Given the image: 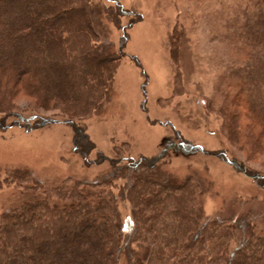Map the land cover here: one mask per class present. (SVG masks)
I'll return each instance as SVG.
<instances>
[{
    "label": "trees",
    "instance_id": "obj_1",
    "mask_svg": "<svg viewBox=\"0 0 264 264\" xmlns=\"http://www.w3.org/2000/svg\"><path fill=\"white\" fill-rule=\"evenodd\" d=\"M235 15L227 40L238 57L204 99L205 110L255 160L264 157V0L247 1ZM122 17H130L125 25ZM141 17L118 0H0L3 121L26 130L67 122L74 151L87 160L94 143L81 121L108 101L127 29ZM108 25L121 30L117 48L106 41ZM177 54L174 40V92L181 87ZM169 148L203 150L183 138L157 156L133 158L123 144L96 181L45 185L28 168L7 172L0 189L14 183L33 195L0 213V264H264L263 231L244 215L208 217L201 176L176 179L162 159ZM230 162L264 191L263 171ZM120 200L131 210L125 226Z\"/></svg>",
    "mask_w": 264,
    "mask_h": 264
},
{
    "label": "rangeland",
    "instance_id": "obj_2",
    "mask_svg": "<svg viewBox=\"0 0 264 264\" xmlns=\"http://www.w3.org/2000/svg\"><path fill=\"white\" fill-rule=\"evenodd\" d=\"M118 1L142 17L127 29L124 54L108 101L81 121L94 143L88 159L74 151L69 123L26 130L9 125L0 114V178L10 170L28 168L45 185H56L66 178L96 181L111 168L109 159L116 155L115 147L128 144L124 156L153 157L168 143L184 138L203 150L169 148L162 157L165 169L176 179L192 171L201 176L206 186L203 208L208 217L244 215L264 233V191L230 162H247L264 172V157L247 160L244 152L224 136L220 118L206 112L204 102L213 96L216 84L238 57L236 43L232 37L229 42L227 36L233 30L230 23L237 8L249 0ZM129 18L122 17L121 23L125 25ZM120 40L121 30L108 25L106 41L117 48ZM174 40L181 83L175 92ZM17 103L24 108L29 101L20 98ZM32 195L14 183L4 184L0 213ZM118 207L125 226L131 218L130 205L120 200Z\"/></svg>",
    "mask_w": 264,
    "mask_h": 264
}]
</instances>
